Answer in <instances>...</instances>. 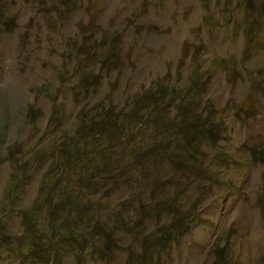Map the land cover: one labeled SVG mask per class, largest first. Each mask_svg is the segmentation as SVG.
I'll use <instances>...</instances> for the list:
<instances>
[{
	"label": "rangeland",
	"instance_id": "374dc122",
	"mask_svg": "<svg viewBox=\"0 0 264 264\" xmlns=\"http://www.w3.org/2000/svg\"><path fill=\"white\" fill-rule=\"evenodd\" d=\"M241 5L0 0V264H135L130 252L150 264H264V17L251 36ZM195 60L202 62L198 91L213 103L215 133L192 151L200 165L190 170L185 160L193 155L180 136L172 163L159 156V137L133 127L130 112L149 89L186 87ZM113 123L121 131L111 140ZM93 126L105 139L93 138L88 155L74 147L70 157L84 169L77 179L62 151L91 137ZM19 176L26 184L12 192ZM42 182L72 187L93 206L78 229L143 206L144 232L114 231L108 239L96 229V241L109 249L99 257L50 239L58 200L39 203ZM174 199L192 205L198 218L177 241L159 246L145 233L172 218L162 204ZM35 231L39 244L26 251ZM55 241L57 253L49 249Z\"/></svg>",
	"mask_w": 264,
	"mask_h": 264
},
{
	"label": "trees",
	"instance_id": "16d2710c",
	"mask_svg": "<svg viewBox=\"0 0 264 264\" xmlns=\"http://www.w3.org/2000/svg\"><path fill=\"white\" fill-rule=\"evenodd\" d=\"M241 11L245 15L247 22L248 33L256 38L258 33V25L261 23V19L264 17V0H242L240 6ZM235 10H239L236 8ZM255 20H258V24ZM203 62L204 59H201ZM202 62L195 60L191 64L190 83L186 87H182L178 84L171 82L164 86L159 92H154L159 89H149L145 93L139 94L135 97L132 110L130 112L132 125L139 130L151 131L155 133L157 140V146L159 145L161 153L159 156H166L174 163V134L176 136H182L184 141V147L187 154L193 155L192 151L199 147L203 143H210L215 133V126L213 117L215 112L212 109L213 103L210 99H204L198 91V85L203 79ZM205 77V76H204ZM171 105L174 108V113H171L168 106ZM94 121V119L92 120ZM100 123V122H99ZM106 123V120L105 122ZM93 135L91 137H84L79 141L71 142L72 146L65 148L61 155V160L65 167H71L76 171L77 179L84 177L83 167L77 164V160H73L70 155L74 151V147L78 148L77 152L83 155H88L93 147L92 139L103 136L100 131H97L95 126L92 127ZM120 128L111 124L108 127V136L111 140L120 136ZM160 133L163 137H160ZM104 138V136H103ZM105 139V138H104ZM189 164L190 170L199 168L200 160L198 157L193 156L190 160H185ZM41 189L43 191V200L39 203H50L52 199L57 196V204L53 208L54 216L49 219V225L54 227L50 234V239H54L57 236L61 237L60 241H64L67 244H76L82 246L85 253L91 257H99L109 251L106 246L107 243L100 245L96 241V229L99 232L100 237L103 234L109 239L114 231H125L130 235H139L144 232L145 218L149 215L147 210L143 209V206L132 209V215H125L123 209L118 211V215L112 218L111 223L104 225L103 223L96 222L93 230L78 229L80 225L84 223V214L89 212L90 219L93 216L91 204L86 203L83 195L73 189L72 187L58 188V183L49 184V186L43 185ZM26 181L24 177L15 178L11 185L12 192H22ZM53 190L57 193H53ZM174 199L173 206L163 205L170 212V216L165 221H158L154 230L150 233H145L148 238H151L152 242L164 246L170 243L172 240L177 241L187 230H189L197 219V215L192 207L184 210L182 206ZM84 211V212H83ZM83 212V214H82ZM174 213V214H173ZM154 214H157L156 208ZM62 220L64 225L62 226ZM64 232H68V235H63ZM33 236H28L25 240L23 247L26 251L35 249L39 244L37 238L38 232H34ZM109 242V241H108ZM51 252L57 253L56 248L59 246L57 242H51L49 244ZM131 249V248H130ZM128 254V253H127ZM129 255V254H128ZM221 255L223 262H228V255L222 251ZM130 260L135 264H150V261L146 259V256L139 262L138 257L130 252ZM143 255L140 254L139 258ZM27 264H32L28 261ZM217 264V262L215 263Z\"/></svg>",
	"mask_w": 264,
	"mask_h": 264
},
{
	"label": "clouds",
	"instance_id": "9594fccd",
	"mask_svg": "<svg viewBox=\"0 0 264 264\" xmlns=\"http://www.w3.org/2000/svg\"><path fill=\"white\" fill-rule=\"evenodd\" d=\"M135 129H138V128H135ZM139 130V129H138ZM152 137L154 138V139H157L156 138V135H155V133H153L152 134ZM177 137H179V136H176L175 134H174V145H175V147H176V141H177ZM181 138H182V136H180ZM182 140H183V138H182ZM203 144H206V143H203ZM203 144H201V145H203ZM201 145H199V147L201 146ZM182 149H183V151L186 153V150H185V147H184V145L182 146ZM197 149V148H196ZM195 149V150H196ZM193 153V152H192ZM187 154V153H186ZM191 155V154H190ZM193 156H195V155H193ZM192 156V157H193ZM166 157V156H165ZM196 157V156H195ZM167 158V157H166ZM170 160V159H169ZM176 203H178V204H180V202L179 201H177ZM165 204H168V203H165ZM164 204H162V206H163ZM181 205V204H180ZM166 206H173V204H168V205H166ZM182 206V205H181ZM190 207H192L193 208V210H194V212H195V209H194V207L191 205ZM182 208L184 209V210H186V209H188L189 208V206H187V207H183L182 206ZM198 218V217H197ZM197 220V219H196Z\"/></svg>",
	"mask_w": 264,
	"mask_h": 264
}]
</instances>
